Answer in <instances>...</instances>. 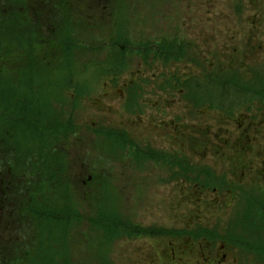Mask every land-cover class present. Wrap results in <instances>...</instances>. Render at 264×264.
<instances>
[{
	"label": "rangeland",
	"instance_id": "374dc122",
	"mask_svg": "<svg viewBox=\"0 0 264 264\" xmlns=\"http://www.w3.org/2000/svg\"><path fill=\"white\" fill-rule=\"evenodd\" d=\"M243 4L0 0V264H264L223 238L263 220L264 100H243L264 97V0ZM171 99V138L124 121ZM191 116L209 128L185 157Z\"/></svg>",
	"mask_w": 264,
	"mask_h": 264
},
{
	"label": "flooded vegetation",
	"instance_id": "af4514ba",
	"mask_svg": "<svg viewBox=\"0 0 264 264\" xmlns=\"http://www.w3.org/2000/svg\"><path fill=\"white\" fill-rule=\"evenodd\" d=\"M237 1H238V4H239V9L238 10H240V13L242 15L245 12V8H244L245 5L243 4L244 0H237ZM251 63H253V62H251ZM205 72L207 74L210 73L211 74V77L210 78H206L205 80H203L202 83L208 81L209 79H211L214 76V74H216V73L213 74L212 72H209V71H205ZM197 79H198L197 77H194V80H192V82H196ZM189 81H191V80H189ZM244 81L245 80L242 79L241 82H244ZM248 84H250L251 87L254 86L253 83H249V82L248 83H242V85L244 87H246V88H248V86H247ZM117 91L120 92L119 89H117ZM255 95H256V93H251L250 94V96H253L252 98H258V96H255ZM188 100H190V97L189 96H188ZM203 100H204V98L199 97V101H203ZM243 102H244V100H243ZM172 103H173V100L171 99V100H169V102H168L167 105L162 106L161 107V110L159 109L156 112V115L155 116L149 115L150 122H144V120H140L137 116H127L124 121H125V123L127 125H130L131 127H137L140 124L139 129L140 128L141 129H145V128H147L148 125H150V127H152L151 129H153V130L157 126L158 127H160V126H166L165 123H168V125L165 127V133L167 135V138H171L170 137V135H171L170 130L173 129V127H174V124L173 123L177 119V116H178V114H171L170 115L169 114L170 112H168L166 110V107H169L170 105H172ZM154 104H155V102H154ZM188 104H191L192 106L185 105L183 107V110H184L183 113H189L192 109H195L196 108L195 105H193V103H191L190 101H188ZM171 107H172V109H179L176 104H173ZM170 108L168 110H170ZM248 108H249V110H248V112L246 114H243L242 113V115L245 116V117H247L248 115L251 114V107L249 106ZM262 109H264V106H261V110ZM206 111H207V109H206ZM216 112L218 113V117L220 118V121L221 122H222L223 119H226L225 121H228V119H230V118L233 119V117H232L233 114L232 113L234 111H228V110H223V109H220L219 110V109H217ZM209 113H210V111H209ZM209 113L207 111L206 118H210L209 117ZM182 115L183 114L181 113V116ZM182 117H185V115L182 116ZM164 118H167V120H165ZM190 118L192 119V122H191V125L192 126H190V128H193L194 129L193 132H195V134L192 133V134H189L187 136H185L184 134H181L180 135V136H184L186 138V144L185 143H182V144L185 145L187 148L185 146H182V149H181V151L183 152V154H185L184 155L185 157L191 156L193 154V152H194V148H191L190 145L193 146L194 143H196L198 141H199V143L200 142H206L205 140H201V137L204 135V131L207 128H209V125L207 124V122H197V120L194 118V116H191ZM138 121H139V124H138ZM238 126L242 129V131H244V130L246 131L243 135L246 136L247 139H246L245 142H244V138L243 139L240 138V139H242V141L239 139V144L240 145H238L237 148L234 151H240V155H239L238 158H236L235 156H233L231 158V160L232 161L234 160L233 163L236 164L237 166H242L245 169V174L244 175H247L248 173H252V172H247V171H249L250 168L253 166V164H252L253 162L249 163V157L245 156V154L247 153V151L249 149L248 148V143L250 142L249 131L254 127V124H253V122H249V123H247L244 126V122H243V123L239 124ZM150 127H148V128H150ZM182 127L185 129L188 126L186 125V126H182ZM191 135H193V137H196L195 138L196 141L193 140V138H192ZM118 136L119 137H122V134L120 133ZM202 138H205V137H202ZM173 140H175V138H173ZM130 142L131 141H129V142L127 141L126 144H129ZM200 145H203V147L206 146L203 143H200ZM261 163H262V168L264 169V166H263L264 165V159H262ZM204 169H206V168H204ZM254 169L256 170L257 168L254 167ZM207 170H209V169H207ZM260 174L262 175V173H260ZM189 180L190 179H188L187 181H189ZM261 180H263V179L261 178ZM240 185H242V184H238L237 186L240 187ZM227 198H229V196H227ZM221 250H222V248H221ZM221 256L224 258L225 257L224 253H221Z\"/></svg>",
	"mask_w": 264,
	"mask_h": 264
},
{
	"label": "trees",
	"instance_id": "16d2710c",
	"mask_svg": "<svg viewBox=\"0 0 264 264\" xmlns=\"http://www.w3.org/2000/svg\"><path fill=\"white\" fill-rule=\"evenodd\" d=\"M24 80H26V78H24ZM247 86H248V88L251 87L250 84H248ZM34 93L35 92L33 91V94ZM253 96H251L247 99H244V102L248 101ZM258 98L260 100H264L263 96H258ZM34 153H36V155H37L38 153H41V150H36ZM13 160H14V157L4 156L2 153V150H0V173H2L4 171V169L6 168L7 165H11L14 162ZM26 166H28V165L26 164ZM24 169L28 170V167L24 168ZM258 198L261 199L262 197H258ZM251 210H252V207L248 208L245 213L249 214L251 212ZM256 211H257V214H258V212H260V216L263 218V220H249V219L247 220V219H244V220L239 221V224H242V225L247 226L249 228L250 234L241 235L238 233H228L223 238L228 239V241L231 244L236 245L241 251H243L245 253H248V254L256 253V254H263L264 255V238L255 237L253 234H251V233H253V231L256 229V227L258 225L264 224V206L257 205ZM209 238H211V236H209ZM263 259H264V256H263Z\"/></svg>",
	"mask_w": 264,
	"mask_h": 264
}]
</instances>
